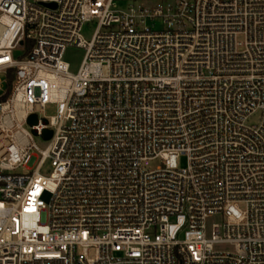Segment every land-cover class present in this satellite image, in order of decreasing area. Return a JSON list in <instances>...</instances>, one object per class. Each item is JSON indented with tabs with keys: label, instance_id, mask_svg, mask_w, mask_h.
I'll return each mask as SVG.
<instances>
[{
	"label": "built area",
	"instance_id": "obj_1",
	"mask_svg": "<svg viewBox=\"0 0 264 264\" xmlns=\"http://www.w3.org/2000/svg\"><path fill=\"white\" fill-rule=\"evenodd\" d=\"M0 74V264H264V0H0Z\"/></svg>",
	"mask_w": 264,
	"mask_h": 264
},
{
	"label": "rangeland",
	"instance_id": "obj_2",
	"mask_svg": "<svg viewBox=\"0 0 264 264\" xmlns=\"http://www.w3.org/2000/svg\"><path fill=\"white\" fill-rule=\"evenodd\" d=\"M95 30H96V23H88L83 27L82 34L87 40H90L92 38ZM23 52H24V49H21V48L17 49L14 51L13 56L15 58H19V56H21L23 54ZM83 57H84V50L79 49V48H71V49L67 50V52L65 54V59L67 62L70 63L71 70L73 72H77L78 68L80 67V65L82 63ZM0 79H2V80L5 79L4 74H0ZM56 110H57L56 105L48 104L46 106L45 110L43 112L39 113V116L40 117L47 116L48 118H50L51 116L56 115V112H57ZM26 127L28 129H30L29 126H26ZM35 140H36L37 144L42 149H46V147L49 144V141H46V140L38 138V137H36ZM156 165H157V163L154 164V166H156ZM179 165L180 166H186L185 158H182L179 160ZM24 171H26V170L23 168L19 169V172H24Z\"/></svg>",
	"mask_w": 264,
	"mask_h": 264
},
{
	"label": "trees",
	"instance_id": "obj_3",
	"mask_svg": "<svg viewBox=\"0 0 264 264\" xmlns=\"http://www.w3.org/2000/svg\"><path fill=\"white\" fill-rule=\"evenodd\" d=\"M14 75H15V71L11 70L9 72V85H11V81L13 80Z\"/></svg>",
	"mask_w": 264,
	"mask_h": 264
},
{
	"label": "water",
	"instance_id": "obj_4",
	"mask_svg": "<svg viewBox=\"0 0 264 264\" xmlns=\"http://www.w3.org/2000/svg\"><path fill=\"white\" fill-rule=\"evenodd\" d=\"M48 6H51V7H54L55 6V4L54 3H49V4H47Z\"/></svg>",
	"mask_w": 264,
	"mask_h": 264
}]
</instances>
